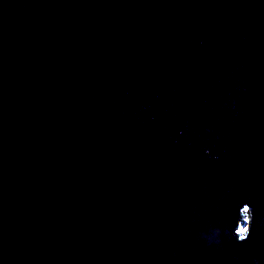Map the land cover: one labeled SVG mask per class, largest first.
Listing matches in <instances>:
<instances>
[{"label":"water","instance_id":"water-1","mask_svg":"<svg viewBox=\"0 0 264 264\" xmlns=\"http://www.w3.org/2000/svg\"><path fill=\"white\" fill-rule=\"evenodd\" d=\"M0 264H264V0H0Z\"/></svg>","mask_w":264,"mask_h":264},{"label":"clouds","instance_id":"clouds-1","mask_svg":"<svg viewBox=\"0 0 264 264\" xmlns=\"http://www.w3.org/2000/svg\"><path fill=\"white\" fill-rule=\"evenodd\" d=\"M245 215H250L251 216V220L249 222V226L248 227H242L240 229L238 242L246 241L249 238V236L251 235L252 221H253V215H254L253 209L251 208V212L250 213H245Z\"/></svg>","mask_w":264,"mask_h":264}]
</instances>
